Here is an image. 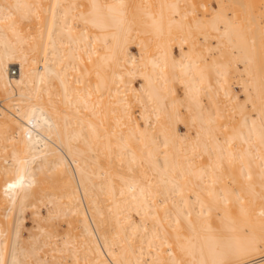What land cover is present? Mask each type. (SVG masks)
<instances>
[{
    "label": "bare ground",
    "instance_id": "bare-ground-1",
    "mask_svg": "<svg viewBox=\"0 0 264 264\" xmlns=\"http://www.w3.org/2000/svg\"><path fill=\"white\" fill-rule=\"evenodd\" d=\"M86 2L0 0V264H264V0Z\"/></svg>",
    "mask_w": 264,
    "mask_h": 264
},
{
    "label": "rangeland",
    "instance_id": "rangeland-1",
    "mask_svg": "<svg viewBox=\"0 0 264 264\" xmlns=\"http://www.w3.org/2000/svg\"><path fill=\"white\" fill-rule=\"evenodd\" d=\"M104 1H107V0H104ZM80 2H82V4H85V5L87 4L86 0H80ZM85 2H86V3H85ZM212 4H213V2H212ZM79 7H81V6H79ZM74 21H75V20H74ZM23 23H24V26H25V27L28 26L27 21H24ZM74 23H75L77 29H80V28H81V22H80V21L76 20V22H74ZM32 24H33V23H32ZM28 28H29V27H28ZM34 30H35V25H31V26H30V31H34ZM211 42H213V39H211ZM131 48H132L133 51L136 50V47H135V46H132ZM11 69H15V71H16V66H15V65H12V66H11ZM10 74H12L11 71H10ZM12 75H14V74H12ZM233 81H235V79H232V83H233ZM139 82H140V78L135 77L134 80H133V85L138 86V85H139ZM235 82H236V81H235ZM232 85L234 86L235 89H239V87H238V85H237L236 83H233ZM138 107H139L138 105H135L134 110H136V111L139 110ZM181 128H182V127H181ZM26 216H27V219H26L27 228H30L31 225H32V222H31V220H30V216H29V214H27ZM30 222H31V223H30ZM30 224H31V225H30ZM25 230H26V231H25ZM23 234H24V235L27 234V229H24V230H23ZM45 247H46V246H45ZM47 247H48V246H47ZM46 249H49V248H46ZM46 249L44 248V250H46ZM46 251H48V250H46Z\"/></svg>",
    "mask_w": 264,
    "mask_h": 264
},
{
    "label": "built area",
    "instance_id": "built-area-1",
    "mask_svg": "<svg viewBox=\"0 0 264 264\" xmlns=\"http://www.w3.org/2000/svg\"><path fill=\"white\" fill-rule=\"evenodd\" d=\"M11 73H12V74L15 73V69H12V70H11Z\"/></svg>",
    "mask_w": 264,
    "mask_h": 264
}]
</instances>
